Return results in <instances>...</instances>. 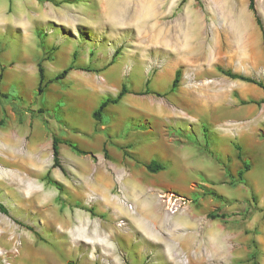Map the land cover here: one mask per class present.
<instances>
[{
  "label": "rangeland",
  "instance_id": "rangeland-1",
  "mask_svg": "<svg viewBox=\"0 0 264 264\" xmlns=\"http://www.w3.org/2000/svg\"><path fill=\"white\" fill-rule=\"evenodd\" d=\"M249 2L0 0V264H264V91L219 71L264 86ZM39 62L93 71L39 95ZM54 135L87 155L60 144L53 169Z\"/></svg>",
  "mask_w": 264,
  "mask_h": 264
},
{
  "label": "trees",
  "instance_id": "trees-1",
  "mask_svg": "<svg viewBox=\"0 0 264 264\" xmlns=\"http://www.w3.org/2000/svg\"><path fill=\"white\" fill-rule=\"evenodd\" d=\"M248 8H249L250 11L253 12L254 18H255V21H256V24L260 28V30L263 32V27H262L261 21H260L259 17L257 16L254 8H253V0H250L249 5H248ZM74 68H75L74 63H71L66 69L62 70L60 73H58L57 75H55V77L52 80H48L47 82H45L44 67L42 66L41 62H39L37 64V74H38L37 92H38V94L40 95L43 92L44 87H46V85L48 83H52L53 81L63 80L67 76V74L69 73V71L73 70ZM78 69L79 70L86 71V72L93 71L89 67H80ZM219 71L223 75H225L226 77H228L230 79L239 80V81H242V82H245V83H250V84L256 85V86H258L259 88H261L264 91V86L261 83L256 82L255 80H253L251 78L245 77V76L240 75V74L232 73L229 70H221V69H219ZM179 77H180V72L179 71H176L175 76H174V79L172 80V83H171V88L172 89H174L177 86V84L179 82ZM1 78H2V70L0 71V81H1ZM128 93H129V91L126 88V86L125 85H122L121 88H120V90L118 91V93H117V95L115 97H106L100 103V105L92 112V118L94 119V121H96V123H101L102 116H103V113H104L105 109L109 105H116ZM246 103H253V104L259 105V104L264 103V99H262L260 101L250 100V101H248ZM1 123H2V120H0V124ZM60 144L67 145L69 148H71L74 152H76L79 155H87V153L85 151L80 150L77 147V145H75L74 143H72L70 141H61L57 136L54 135L51 138V152H52V166L51 167L53 169L54 168H58L61 171H63V168L59 164V154H60L59 153V146H60ZM105 152L106 151L104 150V153ZM144 167H145V169L149 173H157V172L162 171L164 169L161 164H159L158 162H156L154 160H152L149 163L145 164ZM249 170H250L249 165L246 164V163H244L243 164V169L240 170V171H238V173H237L238 179L240 181H242L244 179V174L246 172H248ZM47 179H48L49 183H51L57 189H59L58 188L59 186H58V183L57 182H55L53 180H50L49 178H47ZM88 211L90 213H92L91 210H88ZM0 213L3 214V215H8L7 209L1 203H0ZM223 217H224V214H222L220 216L219 215L209 214V218H223ZM16 223L20 225V223H18V222H16ZM253 256H254V254H253ZM68 264H75V263L73 261H70Z\"/></svg>",
  "mask_w": 264,
  "mask_h": 264
},
{
  "label": "crops",
  "instance_id": "crops-1",
  "mask_svg": "<svg viewBox=\"0 0 264 264\" xmlns=\"http://www.w3.org/2000/svg\"><path fill=\"white\" fill-rule=\"evenodd\" d=\"M75 66V65H74ZM77 67H84V66H77ZM77 67H75L73 70H71V71H69V75L68 76H70V75H72V76H79V73H84V72H86V71H83V70H79ZM38 75V74H37ZM80 84L82 83L83 84V86H87V87H92L93 88V85L92 86H90V84H89V82H87V81H84V82H79ZM127 95V94H126ZM89 98H90V94L89 95H87V96H85L84 95V97L82 96V101H85V100H89ZM124 98V97H123ZM93 112V111H92ZM92 115V114H91ZM4 131H3V135H7V136H9V130L10 129H3ZM20 130H21V133H22V137H23V134H25L26 132H27V128H25V127H20ZM7 132V133H6ZM32 135V138H31V140H30V142H29V146H28V151H29V153L30 154H33V153H36L37 154V152H36V150L38 149V147H35L34 145H33V134H31ZM17 139H18V141H20V137H17ZM34 147H33V146Z\"/></svg>",
  "mask_w": 264,
  "mask_h": 264
},
{
  "label": "built area",
  "instance_id": "built-area-1",
  "mask_svg": "<svg viewBox=\"0 0 264 264\" xmlns=\"http://www.w3.org/2000/svg\"><path fill=\"white\" fill-rule=\"evenodd\" d=\"M118 193L121 195V199L123 201V203H125V200L122 196V191L120 188H118ZM178 203L176 204V201H174L172 204H171V209H170V212L171 213H176L178 211V208H181L182 205H185V200L181 199V198H178Z\"/></svg>",
  "mask_w": 264,
  "mask_h": 264
},
{
  "label": "bare ground",
  "instance_id": "bare-ground-1",
  "mask_svg": "<svg viewBox=\"0 0 264 264\" xmlns=\"http://www.w3.org/2000/svg\"><path fill=\"white\" fill-rule=\"evenodd\" d=\"M144 20V19H143ZM152 21V20H151ZM90 24V23H89ZM91 25V24H90ZM88 26V25H87ZM91 27V26H90ZM149 41L154 42V43H160V40L156 37V35L154 34L152 37H148ZM172 44V43H171ZM199 104V103H198ZM196 106V105H195ZM74 162V161H73Z\"/></svg>",
  "mask_w": 264,
  "mask_h": 264
}]
</instances>
